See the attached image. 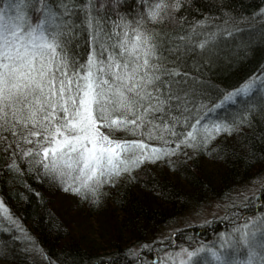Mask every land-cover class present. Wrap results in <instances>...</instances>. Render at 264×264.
Masks as SVG:
<instances>
[{"label":"trees","instance_id":"trees-1","mask_svg":"<svg viewBox=\"0 0 264 264\" xmlns=\"http://www.w3.org/2000/svg\"><path fill=\"white\" fill-rule=\"evenodd\" d=\"M158 2L95 0L98 14L108 21L118 23L123 17L131 20L134 28L143 17L141 27L148 32L155 30L164 47L161 63L166 70L180 69L178 79L191 97L188 111L194 119L199 111L196 105L211 108L218 104L215 110L236 108L228 116L222 113L218 140L204 150V155L219 165L214 175L207 174L198 156L189 154L184 143H177L182 136L165 130L161 138L159 128L151 139L117 131V139L143 140L163 151L156 153L157 158H146L113 177L115 182L102 185L99 199L94 201L88 191L81 196L64 190L58 179L45 174L43 164L35 163L34 154L24 156L32 145L19 139L23 132L14 136L0 130V202L9 219L0 216L1 263L34 264L32 251L36 248L53 264H140L143 259L151 260L162 245L215 246L222 233L232 235L238 212L253 214L258 201L264 204L263 185L256 198L249 197L238 205L233 202L223 219L185 227L172 239L156 242L159 230L176 217L214 199L230 201L251 173H264V102L260 99H264V0H164L167 15L153 22L147 12ZM173 3L178 6L172 7ZM201 41H206L203 47ZM246 81H253L247 94L220 103L227 92ZM244 100L252 101L247 105L250 109L238 105ZM254 112L257 114L252 116ZM190 129L191 123L184 128L182 121L175 131L186 136ZM144 131H148L147 123ZM13 162L19 171L10 167ZM72 195L78 198L71 199ZM117 214L121 219L112 222ZM90 219L104 221L114 229L111 234L109 229L105 231L107 248L96 245L90 239L92 233L79 230ZM131 246H139L140 251L133 254ZM205 258L200 254L198 264H204ZM238 258L243 259V255L238 254Z\"/></svg>","mask_w":264,"mask_h":264},{"label":"snow or ice","instance_id":"snow-or-ice-1","mask_svg":"<svg viewBox=\"0 0 264 264\" xmlns=\"http://www.w3.org/2000/svg\"><path fill=\"white\" fill-rule=\"evenodd\" d=\"M167 7L159 0L148 19L163 20ZM132 23L123 17L108 21L98 14L95 0H0V130L14 136L23 132L19 139L32 145L24 156L34 154L35 163L43 164L45 174L64 190L81 196L88 191L94 201L113 177L163 151L143 140L116 139L115 132L151 139L159 128L161 138L167 130L183 137L177 143L191 146L199 143V130L208 131L205 122L219 106L196 105L194 119L180 69L166 70L161 63L163 42L155 30L141 27L143 17L136 27ZM252 87L253 81H246L220 103ZM182 121L184 128L191 123L186 136L175 131ZM10 167L17 168L16 163ZM245 219L232 229L238 240L222 233L219 248H183L187 259L180 264H198L200 254L211 258L204 264H264V213Z\"/></svg>","mask_w":264,"mask_h":264},{"label":"rangeland","instance_id":"rangeland-1","mask_svg":"<svg viewBox=\"0 0 264 264\" xmlns=\"http://www.w3.org/2000/svg\"><path fill=\"white\" fill-rule=\"evenodd\" d=\"M260 99L264 102L263 98ZM251 102L252 101L244 100L240 102L238 105L239 106L243 105L245 109L247 108L250 109L247 105L250 104ZM235 110L236 108L233 109L231 107H228L226 108V110L218 109L212 112L209 116L208 121L205 122L208 125V131L204 132L203 130H199L197 132V138L199 140V143H193L191 146L185 144L187 147L186 151H188L189 154L195 156L197 155L199 157L200 164H202L203 168L206 170L207 174L209 173V175L213 176L214 175L213 171L216 169V167L218 168L219 166L215 164V161L213 159L211 160L210 158L204 155V149L208 148L209 146H212V144L215 143L214 141L219 135V130L213 127V125L221 123L220 119L224 117V115L222 114L223 112H225V115L228 116L232 112L234 113ZM256 114L257 112H254V114L252 113V116ZM229 119L230 117H227L228 121ZM238 119L239 121H241V117ZM223 128L226 129L227 127L226 128L223 127ZM102 130L104 129L102 128ZM155 157L157 158L158 155L155 154ZM65 179L67 180L68 178L66 177ZM72 179L74 180L75 177L73 176ZM263 185H264V173H260V172L259 174L257 172L254 174L251 173V178L246 183V185H240L232 193L233 195L232 200L217 201L214 199V201H209L207 203H203V205L193 207V210L184 212L181 216L176 217V220L173 221L171 224L162 227L161 230H159V233H157L155 236L157 240L156 242L159 243L166 239H172L175 233L179 232L185 227H189V226L193 227L194 225H204V223H208L212 220H215L216 218L223 219L226 215V211L232 207L231 204L233 202L238 205L239 203L241 204L245 202L246 199L249 197L256 198L257 193L260 192ZM73 197L78 198L76 195H72L70 198L72 199ZM260 213H264V204L258 201V206L255 207L253 214L241 215L239 212L237 213L238 216L234 218L236 222L235 227L232 228H237L240 225L247 223V220L245 219L246 217L254 218ZM0 216L3 219L9 220L4 208L0 209ZM119 219H121V216L117 214L114 218L111 219V221L116 222ZM114 224L116 223H113L112 227H114ZM109 227L111 226H108V223L106 224V222L104 221L102 222V221L90 219L89 222H85L82 228L79 230H82V233L85 234L88 232L89 234L92 233L94 236L93 238L90 239L93 240L96 243V245L98 244L101 248H107L109 241L106 242L108 234L105 233V231H107ZM258 227H260V225H258ZM113 230H114L113 228L109 229V233L110 234L111 232L114 233L115 231ZM232 236H235L237 240L239 239L238 232L232 233ZM222 239H224V237H222L221 235L218 236L215 246H211L206 243L205 244L197 243L194 245L191 244V247H188L187 245L179 246V247L173 245L172 247L168 248L162 245L155 252V256L151 260L143 259L140 264H161V262L162 264H180L181 259H187V253L186 252L181 253L180 251L181 249L187 248L189 251H191L193 249L200 248L201 246H203L205 249L213 248V247L219 248ZM130 250L133 254H137L140 251V247L131 246ZM32 258L34 259L35 262L34 264H53L48 258H46V256L44 255V253L41 252V250L36 248H33ZM206 259L210 260L211 258L206 256L205 260ZM0 264H4V263L0 262Z\"/></svg>","mask_w":264,"mask_h":264},{"label":"bare ground","instance_id":"bare-ground-1","mask_svg":"<svg viewBox=\"0 0 264 264\" xmlns=\"http://www.w3.org/2000/svg\"><path fill=\"white\" fill-rule=\"evenodd\" d=\"M218 140V137L216 138V140L215 141H217ZM211 146H209L208 148H206V149H204V150H207V149H209ZM198 159H199V157H198Z\"/></svg>","mask_w":264,"mask_h":264}]
</instances>
